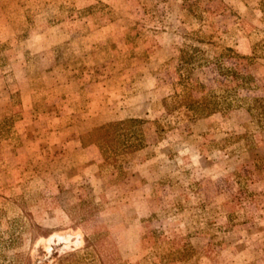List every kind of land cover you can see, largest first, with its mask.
Masks as SVG:
<instances>
[{"label":"rangeland","instance_id":"rangeland-1","mask_svg":"<svg viewBox=\"0 0 264 264\" xmlns=\"http://www.w3.org/2000/svg\"><path fill=\"white\" fill-rule=\"evenodd\" d=\"M0 264H264V0H0Z\"/></svg>","mask_w":264,"mask_h":264},{"label":"bare ground","instance_id":"bare-ground-1","mask_svg":"<svg viewBox=\"0 0 264 264\" xmlns=\"http://www.w3.org/2000/svg\"><path fill=\"white\" fill-rule=\"evenodd\" d=\"M54 237H57L60 241H65V242H67V246H68V244L71 243V241H70V237H71V236L68 235V234H67V235H55ZM54 237H52L51 240H53ZM77 237H78V240H77L76 244L78 245V244L81 243V239H80L79 235H77Z\"/></svg>","mask_w":264,"mask_h":264}]
</instances>
